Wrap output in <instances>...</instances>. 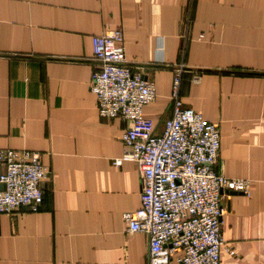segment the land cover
<instances>
[{
    "label": "crops",
    "instance_id": "1",
    "mask_svg": "<svg viewBox=\"0 0 264 264\" xmlns=\"http://www.w3.org/2000/svg\"><path fill=\"white\" fill-rule=\"evenodd\" d=\"M117 29L155 83V134L181 71L184 106L219 125L216 170L250 182V196L224 195L236 256L221 264H264V0H0V149L39 153L51 171L37 213H0V264H148V236L124 220L140 171L116 165L130 123L100 118L91 90L92 40Z\"/></svg>",
    "mask_w": 264,
    "mask_h": 264
},
{
    "label": "built area",
    "instance_id": "2",
    "mask_svg": "<svg viewBox=\"0 0 264 264\" xmlns=\"http://www.w3.org/2000/svg\"><path fill=\"white\" fill-rule=\"evenodd\" d=\"M92 44L96 68L91 90L98 114L130 123L122 135L124 155L116 165L132 162L140 171L141 205L125 213L124 220L130 233L148 236V264H221L224 250L236 256L222 235L224 195L250 196L251 185L216 170L218 123L184 106L180 71L174 79L172 116L163 133L155 134L145 110L157 97L156 86L128 65L123 32L107 30ZM50 175L39 153L0 149V213L22 208L37 213Z\"/></svg>",
    "mask_w": 264,
    "mask_h": 264
}]
</instances>
